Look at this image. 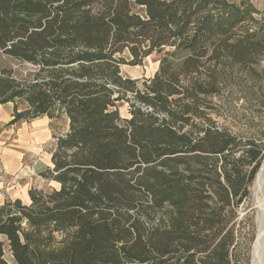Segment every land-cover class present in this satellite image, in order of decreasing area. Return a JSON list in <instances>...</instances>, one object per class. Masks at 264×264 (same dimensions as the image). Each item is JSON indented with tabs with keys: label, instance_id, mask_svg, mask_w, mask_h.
<instances>
[{
	"label": "trees",
	"instance_id": "1",
	"mask_svg": "<svg viewBox=\"0 0 264 264\" xmlns=\"http://www.w3.org/2000/svg\"><path fill=\"white\" fill-rule=\"evenodd\" d=\"M0 52L30 67L0 69L12 124L70 125L42 175L58 187L0 205V264H250L264 147L208 98L263 67L252 0H0ZM153 54L152 79L123 76Z\"/></svg>",
	"mask_w": 264,
	"mask_h": 264
},
{
	"label": "rangeland",
	"instance_id": "2",
	"mask_svg": "<svg viewBox=\"0 0 264 264\" xmlns=\"http://www.w3.org/2000/svg\"><path fill=\"white\" fill-rule=\"evenodd\" d=\"M252 3L260 12H264V0H252ZM256 18L260 19V16ZM121 57L129 58L127 52ZM161 58V54H153L140 66L124 65L122 74L126 78L138 81L141 85L155 76L160 68ZM262 60L263 67L259 69L258 75L249 76L247 72H241V70L227 73L220 93L209 97L208 101L215 108L210 111L209 117L219 127L226 128L233 134L253 140L264 147V56ZM4 67L14 68L20 72L30 70L29 66L5 58L0 52V69ZM117 106L122 118H130L128 103L120 102ZM21 110L23 106L20 107ZM13 121V106H0V205L9 200H21L23 204L29 205L30 190L49 192L58 187L42 175L52 168L51 159L57 140L68 133L70 125L65 115L54 120L41 117L16 124H12ZM40 123H43L46 130L42 138L41 127H38ZM255 181L251 187V201L248 207L241 210L242 216L248 214L252 217L255 229V238L250 250V264L253 246L258 235ZM6 260L14 264L9 253L6 254Z\"/></svg>",
	"mask_w": 264,
	"mask_h": 264
},
{
	"label": "bare ground",
	"instance_id": "3",
	"mask_svg": "<svg viewBox=\"0 0 264 264\" xmlns=\"http://www.w3.org/2000/svg\"><path fill=\"white\" fill-rule=\"evenodd\" d=\"M258 208V240L254 244L253 264H264V165L260 169L254 186Z\"/></svg>",
	"mask_w": 264,
	"mask_h": 264
},
{
	"label": "crops",
	"instance_id": "4",
	"mask_svg": "<svg viewBox=\"0 0 264 264\" xmlns=\"http://www.w3.org/2000/svg\"><path fill=\"white\" fill-rule=\"evenodd\" d=\"M7 105H12L13 106V111H14V105L13 104H7ZM44 118H47L48 120H54V119H49L48 117H44ZM39 119V118H38ZM37 120V119H36ZM69 120V119H68ZM37 123V122H36ZM35 124V123H34ZM39 126L38 127H41V130H42V134H41V138L45 136V133H46V130L45 128L43 127V123L41 124H38ZM9 170H11V168H9Z\"/></svg>",
	"mask_w": 264,
	"mask_h": 264
},
{
	"label": "water",
	"instance_id": "5",
	"mask_svg": "<svg viewBox=\"0 0 264 264\" xmlns=\"http://www.w3.org/2000/svg\"><path fill=\"white\" fill-rule=\"evenodd\" d=\"M263 165H264V161H263V163H262V166H261V168L263 167ZM260 168V169H261ZM256 219H257V217H256ZM256 222H257V220H256ZM257 231H258V227H257ZM258 234V233H257ZM259 238H258V235L256 236V240H255V242H257V240H258ZM255 244V243H254ZM253 250H254V246H253ZM251 264H253V253H252V263Z\"/></svg>",
	"mask_w": 264,
	"mask_h": 264
}]
</instances>
